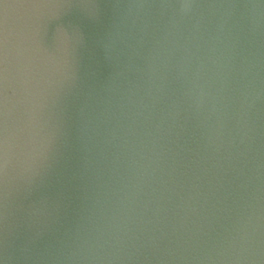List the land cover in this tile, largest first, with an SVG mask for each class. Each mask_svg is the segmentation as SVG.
Masks as SVG:
<instances>
[{"label":"clouds","instance_id":"obj_1","mask_svg":"<svg viewBox=\"0 0 264 264\" xmlns=\"http://www.w3.org/2000/svg\"><path fill=\"white\" fill-rule=\"evenodd\" d=\"M0 264H264V0H0Z\"/></svg>","mask_w":264,"mask_h":264}]
</instances>
